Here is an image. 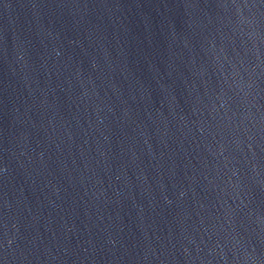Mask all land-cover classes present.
<instances>
[{
  "label": "water",
  "instance_id": "water-1",
  "mask_svg": "<svg viewBox=\"0 0 264 264\" xmlns=\"http://www.w3.org/2000/svg\"><path fill=\"white\" fill-rule=\"evenodd\" d=\"M0 264H264V0H0Z\"/></svg>",
  "mask_w": 264,
  "mask_h": 264
}]
</instances>
